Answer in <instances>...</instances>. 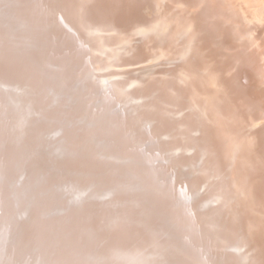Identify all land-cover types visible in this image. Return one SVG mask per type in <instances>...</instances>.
I'll return each mask as SVG.
<instances>
[{
  "label": "bare ground",
  "instance_id": "bare-ground-1",
  "mask_svg": "<svg viewBox=\"0 0 264 264\" xmlns=\"http://www.w3.org/2000/svg\"><path fill=\"white\" fill-rule=\"evenodd\" d=\"M263 8L0 0V264H264Z\"/></svg>",
  "mask_w": 264,
  "mask_h": 264
},
{
  "label": "rangeland",
  "instance_id": "rangeland-1",
  "mask_svg": "<svg viewBox=\"0 0 264 264\" xmlns=\"http://www.w3.org/2000/svg\"><path fill=\"white\" fill-rule=\"evenodd\" d=\"M263 12H264V8H263ZM264 16V15H263ZM262 15H261V17L260 18H263L264 19V17H263ZM151 233V232H150Z\"/></svg>",
  "mask_w": 264,
  "mask_h": 264
}]
</instances>
